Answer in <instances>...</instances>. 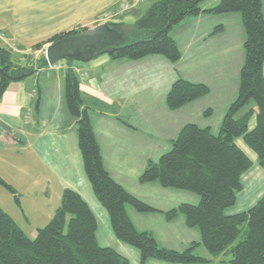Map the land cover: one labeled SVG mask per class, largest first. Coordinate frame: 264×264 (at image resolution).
I'll return each instance as SVG.
<instances>
[{
  "label": "trees",
  "instance_id": "trees-1",
  "mask_svg": "<svg viewBox=\"0 0 264 264\" xmlns=\"http://www.w3.org/2000/svg\"><path fill=\"white\" fill-rule=\"evenodd\" d=\"M205 1L157 0L134 22L143 39H127L126 34L124 45L107 55L112 61L161 56L176 63L181 54L171 32L180 23L202 14L234 13L241 18L245 32L244 62L239 72L237 96L225 113L218 134L213 135L209 128L195 124L184 125L171 141V150L157 162L149 161L139 177L142 184L158 183L165 189L198 195V205L180 204L163 214L167 220L183 216L189 228L198 229L199 244L193 243L184 252H177L159 247L150 233L135 230L126 215V205L140 213L157 210L130 195L103 168L89 117L91 108L84 105L78 78L70 68L75 62L71 59L67 60L69 68L64 74L65 106L75 122L83 172L93 195L107 213L113 235L136 248L142 262L149 258L182 264L204 262L205 259L194 253L195 246L202 245L211 256L229 253V264H264V194L247 211L226 213L235 205L242 190L241 177L251 167L250 159L236 144L238 139L255 154L258 166L264 170L262 0H219L216 6L203 10L201 5ZM86 29L90 28L78 27L39 40L32 44L29 54L23 55L25 58L0 46V99L10 83L23 82L39 68L48 67L44 55H39L44 46ZM221 32L222 27L218 26L212 35ZM208 92L204 84L177 80L166 95V106L175 111L205 97ZM253 117L255 126L249 130ZM0 186L16 194L1 178ZM96 230L97 222L87 203L69 188L63 190L53 218L45 227L37 229L34 239L28 238L0 209V264H129L113 248L99 246Z\"/></svg>",
  "mask_w": 264,
  "mask_h": 264
},
{
  "label": "crops",
  "instance_id": "crops-1",
  "mask_svg": "<svg viewBox=\"0 0 264 264\" xmlns=\"http://www.w3.org/2000/svg\"><path fill=\"white\" fill-rule=\"evenodd\" d=\"M122 1L69 0L63 4L62 0H0V32L4 34H0V42L4 44L3 47L17 55L29 54L33 43L54 34L72 30L69 28L62 30L61 28L63 25L77 23V21H72L77 17L78 9H81V13H87L86 17L77 23L79 27L94 28L96 26L94 10L105 12L115 9ZM207 1L201 5L203 10L210 9L219 2V0ZM263 4L264 0L261 2L264 18ZM72 10H74V14L71 13ZM230 15L202 14L186 19L176 26L171 32L181 54L180 60L176 63L164 60L160 58L161 56H149L139 61L124 59L112 61L107 55H103L92 60L89 64L75 61L70 65L78 78L84 105L88 106L87 103H93V106L97 105L103 109L101 113L90 111L89 117L101 154L103 168L115 183L122 185V182L127 179L134 182L135 178H139L149 161L155 163L159 156L156 155L158 152L169 150L171 141L178 136L179 131L186 124L209 128L213 135L218 134L221 121L237 96L234 88L237 83L235 73L238 64V42L224 40L228 36V34H224L225 24L233 19L229 18L232 17ZM233 21L236 20L233 19ZM85 22L87 23L85 24ZM119 22L121 23V21ZM218 26L222 27V32L212 35L213 30ZM182 36L183 43H179V38L181 39ZM21 43L29 45V47L22 51ZM138 66L143 68L138 69L139 71L130 70ZM67 68L69 67L67 66ZM66 69L39 68L33 78L29 77L23 82L9 84L0 99V136H7L11 143L16 142L19 135L23 139L30 138L36 134L31 131L32 118L34 125L39 130L36 142L38 153L35 155L43 164L53 166L64 184L67 185L66 179L70 175L68 168L72 161L76 163L77 160L73 150L77 144L75 122L62 108L60 99L49 116L52 119L51 124L44 121H41L40 124L39 118L42 92L47 86L57 83L60 93ZM98 71L106 73V76L100 77ZM148 72L153 75L145 77L144 75ZM116 73L122 74L120 79H114ZM41 75L46 78L42 87H39L36 77ZM53 75L56 80L52 81L50 79ZM227 76L233 91L230 97H225L221 91V97H225V99L222 107L217 113H214L213 103L208 100V95L212 90L211 86L227 90ZM143 78H150V80L144 82ZM177 80L204 84L209 87V94L178 110L170 111L166 106V95ZM215 82L218 84L216 85ZM146 89L152 92L149 98L146 97L148 94L142 96ZM156 96L157 101L155 100ZM36 100L38 102L34 115L33 108ZM117 104L121 106L118 107ZM69 117L73 122L69 120ZM39 125H43V127ZM254 126L255 118L253 117L249 122V130ZM236 144L250 159L251 167L241 177L242 190L237 195L235 205L226 210L228 215L247 211L264 194V170L258 166L255 154L243 144L241 139H238ZM42 151L45 154L44 157L41 156ZM153 187L156 189V186ZM73 190L84 201H87L80 190L76 187ZM84 190L86 193L88 192L87 187ZM98 205L100 206L99 203ZM153 208L161 211L166 206L163 209ZM92 213L97 222L94 211ZM127 217L138 232H146L140 222L142 218H138L136 225L129 215ZM137 228L144 231H139ZM95 236L99 246L110 247L103 241L99 242L97 233ZM111 248L119 253L118 249ZM119 254L123 256L121 253Z\"/></svg>",
  "mask_w": 264,
  "mask_h": 264
},
{
  "label": "rangeland",
  "instance_id": "rangeland-1",
  "mask_svg": "<svg viewBox=\"0 0 264 264\" xmlns=\"http://www.w3.org/2000/svg\"><path fill=\"white\" fill-rule=\"evenodd\" d=\"M63 4L69 0H62ZM157 0H140L134 3L132 0H123L119 3L118 7L115 9L107 10L105 12H100V10H94V18L96 25H100L103 23H109L117 28L121 33L125 36L127 34V39H136L140 40L143 39V33L139 32L134 27V22L140 19L145 11ZM208 0L207 2H209ZM127 2L129 4V8L125 10L120 15H113L108 20L103 19V14L105 13H113L118 10V8L124 3ZM264 9V4H263ZM71 13H75L74 10ZM87 13H81V9L77 10V17L73 19L72 22L77 21L85 18ZM229 18L230 21L225 24V35L228 34L224 40H232V42H238V64L236 68L235 78L237 79V83L235 85L234 91L237 93V89L239 86V70L240 66L242 65L244 59V49H243V42L245 37V32L242 27V23L240 20V16L238 14H231ZM121 21V25H118ZM70 24V25H63L62 30L65 29H74L78 28L79 24ZM87 22H85L86 24ZM84 25V24H83ZM92 29V27H89ZM5 30V29H4ZM2 32H0L1 34ZM3 34V33H2ZM4 35V34H3ZM1 35V36H3ZM243 40V42H241ZM132 41V40H131ZM240 42V44H239ZM179 43H183V36L180 39ZM0 46H4L2 42H0ZM29 45H25L23 43L20 44V49L26 50ZM45 48V46L43 47ZM16 54V53H14ZM42 52H39V55ZM22 55V54H21ZM25 58L26 56H21ZM101 57V56H100ZM165 59L164 57H160ZM66 61L69 65V61ZM92 62V61H90ZM90 62L84 63L89 64ZM36 62L34 61L33 64ZM143 64V63H140ZM49 67V66H48ZM69 67V66H68ZM143 67H134L130 69L131 71H139L138 69ZM47 69V68H46ZM52 68H48L51 70ZM45 71V70H44ZM43 71V73H44ZM50 72V71H49ZM98 75L100 77L106 76V73H102V71H98ZM54 74V73H52ZM122 74L116 73L114 79H120ZM151 73H146L145 77L152 76ZM33 78V76H31ZM39 83V87H42V84L45 81L46 76H38L36 77ZM224 80V78H222ZM228 76L226 78V85L227 90L219 89L218 87L211 86V92H208V100L213 103L212 107L214 108V113L222 107L223 100L225 97H230L231 92L233 91L231 82L228 80ZM50 80H56V78L51 76ZM150 78H143V81H149ZM142 82V81H141ZM220 83V82H219ZM217 85L218 82H215ZM221 84V83H220ZM213 85V84H212ZM208 87V86H207ZM57 87V83H53L50 86H47L45 90L42 92L41 99V106H40V124L41 121L48 122L49 124L52 123V119L49 117L51 112H53L54 107L56 106L57 102H62V108H64L66 114L67 109L65 106L64 101V82H61L60 93ZM38 91V88H36ZM209 89V87H208ZM221 91L223 92L225 97H221ZM148 94V95H146ZM152 94L151 90L147 89L143 92L142 96L150 97ZM38 99V98H37ZM157 101V96L155 98ZM155 101V102H156ZM34 106V115L36 113V106L38 100L35 101ZM154 102V103H155ZM88 106L92 109V111L103 112V109L99 106H93V103H87ZM117 106H121L117 104ZM127 106V105H125ZM89 111V112H90ZM33 115V116H34ZM35 119V118H34ZM69 120L70 117H69ZM72 121V120H71ZM73 122V121H72ZM31 126L32 129L35 128L33 136L30 138H24L22 136H18V140L16 142L11 143L7 136L1 135L0 136V178L12 189L16 192V194H12L6 188L0 186V209L9 215L12 220L17 224L20 229L25 233V235L30 239H34L36 236L37 229H41L45 227L50 220L53 218L56 209L60 205L61 195L64 189H74L76 187L80 190L81 194L87 199L86 203L88 207L94 211L97 217V230L96 233L98 234L99 242L109 244L110 248L114 247L118 249L119 253H121L128 261L129 264H182V263H169L153 258H149L144 262L140 259L139 251L121 241H119L111 232L109 224H108V217L104 209H102L96 199L94 198L92 189L84 175L82 161L80 157V153L78 151L77 144L75 145L74 153L77 156L76 163L72 161L70 168H68L70 175L67 177V185L64 184L62 179L59 176L58 171L51 165H47L46 163L43 164L41 160L35 155L38 153V146L36 145L37 142V133L38 128L34 125V121L31 118ZM42 126L43 125H39ZM69 127V126H68ZM31 128V127H30ZM69 129V128H68ZM17 138V137H16ZM171 147V145H170ZM169 150H165L164 152H158L159 155L156 158V161L160 157V155H164L165 153L169 152ZM45 156L44 152L42 151L41 156ZM155 155V154H153ZM48 157V154H46ZM155 161V162H156ZM123 181V180H121ZM120 186L127 190V192L138 199L143 203H147L150 207H159L164 210L157 212H149V213H140L137 212L132 206L126 205L125 212L126 215L135 222L137 225L138 218L141 219V225L146 232L150 233L157 243V245L161 248H165L168 250H173L177 252H184L187 250L193 243H200V233L197 228H189L183 216L179 215L171 220H167L163 213L176 208L180 204H189V205H198L200 199L198 195L188 191H181L176 189H165L162 188L158 183H145L142 184L139 182V178H135V181H131L129 179L122 182ZM156 186V189L155 187ZM87 187V193L85 192L84 188ZM152 207V208H153ZM154 209V208H153ZM127 210V211H126ZM130 210V211H128ZM156 210V209H155ZM138 216V217H137ZM68 222V220H67ZM138 230L140 228H137ZM244 227H242V230ZM136 230V229H135ZM137 231V230H136ZM144 231V230H139ZM239 237L238 240H240ZM97 241V239H96ZM98 243V242H97ZM194 253L200 256L201 258L205 259L204 262L194 263V264H229L231 256L229 253H222L218 256H211L207 253V251L203 248L202 245L195 246Z\"/></svg>",
  "mask_w": 264,
  "mask_h": 264
},
{
  "label": "water",
  "instance_id": "water-1",
  "mask_svg": "<svg viewBox=\"0 0 264 264\" xmlns=\"http://www.w3.org/2000/svg\"><path fill=\"white\" fill-rule=\"evenodd\" d=\"M133 41V40H132ZM125 43L124 34L109 23L65 36L42 49L49 67L62 60L79 63L90 62L100 56L109 55Z\"/></svg>",
  "mask_w": 264,
  "mask_h": 264
},
{
  "label": "built area",
  "instance_id": "built-area-1",
  "mask_svg": "<svg viewBox=\"0 0 264 264\" xmlns=\"http://www.w3.org/2000/svg\"><path fill=\"white\" fill-rule=\"evenodd\" d=\"M134 3L140 1V0H132ZM129 8V4L127 2H124L119 8L117 11L113 12V13H105L103 14V19L104 20H108L111 16L113 15H120L122 14L123 12H125L126 9ZM15 51V50H14ZM68 64L66 61H60V62H57L56 64H54L52 67H49V68H55V69H63L64 70L67 68Z\"/></svg>",
  "mask_w": 264,
  "mask_h": 264
}]
</instances>
